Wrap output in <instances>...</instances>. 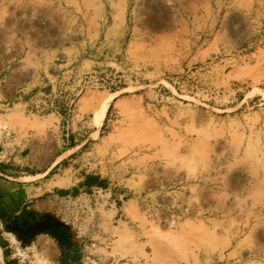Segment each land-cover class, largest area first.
<instances>
[{"label": "rangeland", "instance_id": "374dc122", "mask_svg": "<svg viewBox=\"0 0 264 264\" xmlns=\"http://www.w3.org/2000/svg\"><path fill=\"white\" fill-rule=\"evenodd\" d=\"M0 165L78 241L19 264H264V0H0Z\"/></svg>", "mask_w": 264, "mask_h": 264}, {"label": "crops", "instance_id": "0c3cea01", "mask_svg": "<svg viewBox=\"0 0 264 264\" xmlns=\"http://www.w3.org/2000/svg\"><path fill=\"white\" fill-rule=\"evenodd\" d=\"M3 172L5 169L0 165V251L2 264H19V261L14 260L15 258L11 256L13 241L15 240L17 245L19 242L12 233L7 231V228L12 226L15 219L24 218L27 213H49L58 218L59 212L56 211L60 206L57 205L56 199L57 193H61L62 188L50 187L49 190L41 189L37 192L39 186L35 182H23L22 178L26 176L10 177L2 174ZM54 191L56 194L51 195ZM66 197V195L63 196L64 201ZM59 219L63 221L60 217ZM44 239L49 240L51 238L45 234H37L30 244L37 241L42 242ZM49 241L51 242V240ZM67 264H74V259L67 260Z\"/></svg>", "mask_w": 264, "mask_h": 264}, {"label": "trees", "instance_id": "16d2710c", "mask_svg": "<svg viewBox=\"0 0 264 264\" xmlns=\"http://www.w3.org/2000/svg\"><path fill=\"white\" fill-rule=\"evenodd\" d=\"M7 231L15 236L22 247L29 245L35 235L45 234L55 242L60 255L78 242L72 228L49 213H27L24 218L15 219Z\"/></svg>", "mask_w": 264, "mask_h": 264}, {"label": "bare ground", "instance_id": "6f19581e", "mask_svg": "<svg viewBox=\"0 0 264 264\" xmlns=\"http://www.w3.org/2000/svg\"><path fill=\"white\" fill-rule=\"evenodd\" d=\"M13 242H14V243H12V244H15V243L17 244V242H16L15 240H14ZM16 250H17V248H16ZM31 250H32V249H31ZM0 264H2V256H1V251H0Z\"/></svg>", "mask_w": 264, "mask_h": 264}]
</instances>
